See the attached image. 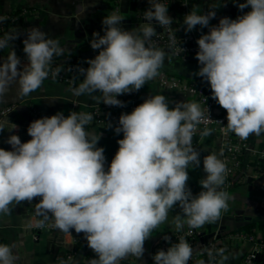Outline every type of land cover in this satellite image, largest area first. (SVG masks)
<instances>
[{"label": "clouds", "instance_id": "9594fccd", "mask_svg": "<svg viewBox=\"0 0 264 264\" xmlns=\"http://www.w3.org/2000/svg\"><path fill=\"white\" fill-rule=\"evenodd\" d=\"M233 3L249 10L236 18L223 16L215 25L210 20L216 7L206 12L190 10L183 17L184 30L190 32L196 25L209 28L196 41L200 66L195 75L209 83L212 97L226 109L227 123L218 121L222 132L241 139L255 135L259 141L264 139V0ZM168 6L164 0H149L143 12L146 22L130 30L122 26L124 17L118 10L105 15L103 34L94 31L89 40L98 53L87 58V67L75 65L83 79L70 89L73 96L88 94L98 104L123 106L118 95L139 90L154 79L167 51L155 46L152 38L157 34L155 24L172 25ZM5 19L0 15V22ZM21 36L26 63L13 47ZM5 48L10 50L0 62V103L8 99L14 85L17 96H26L63 70V65L52 67V60L64 55L65 48L39 26L0 35V50ZM169 105L166 95L156 93L131 112H122L114 132L123 137L117 140L119 147L107 167L105 149L98 146L100 134L86 128L94 119L91 112L66 115L60 110L36 118L27 127L31 139L23 142L13 131L18 125L0 116V132L9 131L5 142L11 145V149L0 147V214L10 213L14 203L39 197L35 216L26 227L42 228L50 221L62 233L83 232L95 253L88 264H119L130 255L141 258L145 241L175 207L180 209L173 217L178 230L217 220L230 199L221 187L228 172L223 150L202 157L206 175L198 181V194L188 184V166L201 165V152L192 137L202 123L201 136L213 132L207 126L212 120L209 109L206 114L195 101ZM107 126L113 127L110 122ZM16 247V242L0 243V264H17ZM192 255L193 246L180 238L166 250L158 249L152 261L188 264ZM59 264L69 260L59 258Z\"/></svg>", "mask_w": 264, "mask_h": 264}, {"label": "crops", "instance_id": "0c3cea01", "mask_svg": "<svg viewBox=\"0 0 264 264\" xmlns=\"http://www.w3.org/2000/svg\"><path fill=\"white\" fill-rule=\"evenodd\" d=\"M178 0H171L169 13L175 20H182V11L176 6ZM187 10L197 12L207 11L211 7H216V16L210 20L211 25L219 22L223 16L236 18L237 5L233 0H185ZM132 1H130L131 3ZM139 5L149 6V0H139ZM250 7V6H249ZM249 10V8H247ZM20 17L17 22L10 23L5 29H0V35L12 30H24L33 25L41 27L49 35L55 37L65 48L64 55L56 56L63 64L72 60L77 61L80 65L87 67V58H93L98 49L94 50L89 44L94 31H103L102 19L105 15L111 14L109 0H0V14L5 12H16ZM139 13V12H138ZM135 14L132 25L124 27L132 29L142 21L135 20ZM124 18L133 17L130 14L120 12ZM146 22V21H145ZM154 22V21H153ZM155 23V22H154ZM158 24H155L157 27ZM197 38L202 32L209 31L208 27L196 25L194 28ZM23 36L13 41V47L22 62L26 63V54L23 49ZM9 48L0 50V62L8 54ZM196 55H190L185 59H177L166 54L163 67L160 71H166L170 76L177 79V85L174 88L163 87L158 80V76L148 81L139 90L131 93L118 95L121 99L127 100L135 98L142 103L148 96L156 93H163L170 101V107L174 106L177 101L198 102L202 108L203 103L195 96L190 95L183 88V83L204 84L209 83L202 77L195 75L199 68ZM83 79V78H82ZM72 87L52 78L44 80L43 85L37 90L26 96H17L15 94V85L13 91L5 102L0 103V109L6 105L14 104L15 110L12 116L17 123H29L39 118L40 115H51L56 111L62 110L66 115L70 111H86L99 104L92 100L88 94L74 97L70 89ZM92 95H99L93 93ZM172 102V103H171ZM221 107L217 106L215 111L219 112ZM129 108L120 109L116 107L108 108L106 115L109 119L119 118L122 112H131ZM213 129L211 135L203 137L200 132L192 137L194 147L201 152V165L194 168L191 164L188 166L189 178L194 185L193 194H198L201 190L199 180L206 175L203 171L202 157L208 152H216L218 155L222 149V136L216 126H208ZM89 131L96 135L100 134L98 146L105 149V166L110 163L119 145L117 140L123 137V133H115L114 126L108 127L99 123L86 125ZM16 128L15 130H18ZM203 130V129H202ZM9 131L0 132V147L11 149V145L6 143ZM21 141H26L24 136H20ZM249 142L252 149H264V139L257 140L255 135H249ZM222 158V156H221ZM244 166L241 170L242 181L238 182L228 193V208L221 211L220 217L210 222L212 231H217L222 225L226 226L225 233L233 231L247 222L258 221L264 218V162L261 159H254L251 152L246 153ZM250 179V181H248ZM39 197H34L32 202L22 201L19 204H13L12 211L6 214H0V238L3 243L16 242L15 252L19 256L17 264H59V258L65 259V251L60 249L61 243L67 244L73 252V258L69 264H88L89 260L95 256V253L88 246L86 237L83 232L62 234L52 232L46 229L29 232L26 228L27 219H25L24 208L27 204L38 202ZM238 209L244 210V215L250 217V220H239L236 215ZM180 212L179 207H175L169 212L168 219L158 225L151 233V236L145 241V252L141 258L128 256L120 262L122 264H149L154 249L161 247L168 248L171 243L175 242L177 234L186 231L189 227L176 229L173 223V217ZM197 228L198 232L206 230V225ZM164 235L171 237L169 241L163 239ZM198 243L196 247L200 245ZM250 242L235 243L226 249L217 264H241L245 251L250 248ZM119 262V263H120ZM264 264V254H263Z\"/></svg>", "mask_w": 264, "mask_h": 264}, {"label": "built area", "instance_id": "2783aa9c", "mask_svg": "<svg viewBox=\"0 0 264 264\" xmlns=\"http://www.w3.org/2000/svg\"><path fill=\"white\" fill-rule=\"evenodd\" d=\"M120 2L121 0H115V6L112 11H119L120 14ZM165 3H168V14L169 13V7L171 5V0H164ZM239 2H243V0H239ZM149 6H146L142 8L138 16L140 19H145L143 17V12L146 8ZM182 7V20L179 22L174 19L172 25L170 26H159L157 25L156 30L157 34L152 38L154 45L163 49H166L167 54L177 58V59H185L186 57L190 55H196V52L198 51V44L197 36L194 31V29L190 32H185L186 25L183 24V17L186 13H188L187 10V2L185 0L181 3ZM237 14H241V12L248 11L247 8L241 10L237 7ZM0 15H4L7 18H10V22L14 23L19 20V16L16 15L14 12H5L1 13ZM172 17V16H171ZM6 25L3 22H0V29H5ZM170 33L175 35V39H172L170 36ZM63 65V70L61 71L60 75L56 78V80H59L71 87L74 85H78L80 81L82 80L83 76L82 74L78 73L75 69V65H78L79 63L75 60L70 61L67 64H63L59 61V59L55 56L52 60V67H55L57 65ZM158 80L159 83L166 88H174L177 85V79L170 76L166 71H159ZM51 78V75L48 77ZM183 88L186 92H188L190 95H193L197 97L204 105V109H209L210 117L212 118L211 122L207 126H216L222 136V159L225 160L228 172L226 174V179L224 184L221 186L223 190H225L227 193L230 192V190L235 186L236 182L242 181L241 177V170L244 166V159L245 155L248 152H251L254 159H261L264 162V149H252L249 142V137L247 139H241L234 133H228L227 135L222 132V126L218 122L220 121L222 124L227 123L226 119V109H224L222 106H220L216 100L211 95V88L208 85L204 84H191V83H183ZM118 99L124 101L123 106H110V105H96L90 109L89 112L93 113L94 119L89 123H99L102 125L107 126L110 122L113 126H115L118 123V118L116 119H109L106 115V111L108 108L116 107L120 109L129 108L133 110L137 105L140 103L135 98H129L127 100H123L118 96ZM221 107V110L219 112H216V107ZM15 110V105L10 104L2 107L0 109V116H8V118L14 122L16 125H18V130H13L19 134V136H24L26 138V141L31 139L30 135L27 133V127L29 123H17L15 122L12 113ZM45 114L40 115L44 116ZM205 127V125L202 123L199 125V130L196 134L200 132ZM195 134V135H196ZM194 135V136H195ZM24 215L25 219H27V223H29L35 216V205L34 204H27L24 208ZM29 232H35L36 230H49L52 232H58L62 234L60 231H58L56 228H54L51 224V222H46L45 226L42 228L32 227V228H26ZM220 229V228H219ZM219 229L217 231H214L215 234L209 238L207 243H202L198 247H193V255L191 259L189 260L188 264H198L200 260L203 259V257H207L208 259L205 260V264H217L221 257L217 255V249L220 246L225 247L226 249L230 246H233L235 243H243V242H250L251 246L248 248L241 260V264H258L256 261L257 253L264 254V235L261 233L254 235L250 234L244 231H230L228 233L223 232L220 238H217V234L219 232ZM72 233H75L76 231L74 229L71 230ZM198 231L197 228L190 229L188 228L186 231L180 232L177 234V240L180 238L192 237L197 236L196 241L188 240V242L193 245L198 243ZM0 243H3L0 238ZM161 245L157 246L153 253L154 254L158 249H161ZM60 249L65 251V260H69V262L74 257L73 252L69 249L66 243L62 242ZM209 252H211V255H209ZM150 264H153L152 261V255L150 259Z\"/></svg>", "mask_w": 264, "mask_h": 264}, {"label": "water", "instance_id": "95a60500", "mask_svg": "<svg viewBox=\"0 0 264 264\" xmlns=\"http://www.w3.org/2000/svg\"><path fill=\"white\" fill-rule=\"evenodd\" d=\"M130 1H132V2L130 3ZM138 2H139V0H121L120 12L125 13V14H130L133 16L131 18H124L123 19L122 23H123L124 27L127 28V26L132 25L135 14L138 13L142 8L146 7L145 5H139ZM135 20L145 22V19H140L138 14H137V17H135ZM248 181H250V179ZM236 215L238 216L239 220H247V221L250 220V217L244 215V210H242V209H238L236 211ZM225 229H226V226H224V225H222L220 227L219 232L217 234V238L221 237V235L225 231ZM214 234H215V232L212 231V224L208 223L206 225V230H203V231L198 233V238H199L200 243L201 244L207 243L209 238L212 237ZM175 242H178V240H176ZM192 246L195 247L196 243L193 244ZM163 248H165V247H163ZM256 261L259 264H263V254L262 253H257Z\"/></svg>", "mask_w": 264, "mask_h": 264}, {"label": "trees", "instance_id": "16d2710c", "mask_svg": "<svg viewBox=\"0 0 264 264\" xmlns=\"http://www.w3.org/2000/svg\"><path fill=\"white\" fill-rule=\"evenodd\" d=\"M183 0H178L176 2V6L182 11V7H181V3H182ZM110 2V8L113 10L114 6H115V0H109ZM171 7V5H170ZM169 7V9H170ZM16 15L19 14L18 11L15 12ZM20 18V17H19ZM6 26L8 24H10V18H7L5 19L4 21H2ZM101 34H103V31L101 32ZM188 184H189V187L191 188V190L194 189V185H193V182L191 180H188ZM239 183L236 182L235 185H238ZM236 231H244V232H247V233H250V234H254V235H257L259 233H261L262 235H264V218H261L259 219L258 221H254V222H247L246 224L242 225L241 227L233 230V232H236ZM197 239V236H192V237H187V240H193V241H196ZM163 248V247H162ZM223 248L224 249V252L221 253L219 250ZM163 249H167L166 247L163 248ZM226 252V248L223 247V246H220L218 249H217V255L219 257H221L224 253ZM208 258L205 256L203 257L202 260H207ZM124 261L120 262L119 264H122ZM189 262V261H188ZM149 264H150V261H149ZM259 264V263H258Z\"/></svg>", "mask_w": 264, "mask_h": 264}]
</instances>
